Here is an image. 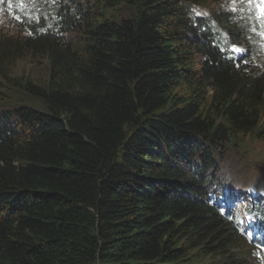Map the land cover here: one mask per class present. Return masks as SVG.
Listing matches in <instances>:
<instances>
[{"label": "trees", "instance_id": "trees-1", "mask_svg": "<svg viewBox=\"0 0 264 264\" xmlns=\"http://www.w3.org/2000/svg\"><path fill=\"white\" fill-rule=\"evenodd\" d=\"M38 14L25 36L0 30V81L34 101L0 108V264H256L217 172L264 141V67L229 57L254 47L228 1ZM29 59L44 77L11 74Z\"/></svg>", "mask_w": 264, "mask_h": 264}, {"label": "rangeland", "instance_id": "rangeland-1", "mask_svg": "<svg viewBox=\"0 0 264 264\" xmlns=\"http://www.w3.org/2000/svg\"><path fill=\"white\" fill-rule=\"evenodd\" d=\"M227 1L228 9L234 10L235 16L240 22H242V17L246 18V24L244 23V25L249 30L250 37L248 41L251 44H255L257 42L256 37L260 36L254 30L255 18H253L252 23L249 20L250 17L247 13L245 1ZM45 3L49 9L52 6H56L58 0H33V4L31 5L26 2V0H12L7 9L12 6L20 5L25 18L34 19L39 16L38 12L45 10ZM211 6L212 10L217 14L214 9L216 8L215 5L211 4ZM129 14L130 10L125 7L119 8L113 12L110 10L106 11V16L117 21L128 17ZM27 25L28 22L17 16H13V13H8L5 10L0 12V30H3L2 32L5 35L15 37L25 36L26 31L28 32ZM68 38L71 39L70 41L74 42V44L82 43V34L75 33ZM230 43V40L226 41L227 46H229ZM252 51L255 52L254 49ZM243 52H245L244 49ZM45 62L46 61L40 59H29L18 62L11 74L18 79L29 77L38 80L45 76ZM257 64L260 65L261 62L257 61ZM260 66L264 67V64ZM0 83L2 85L0 89V108L5 107V109H7L12 104L16 105L22 102L33 104V99L28 98L14 88H6L2 81H0ZM231 150L226 161L219 164V169L217 171L219 185L233 191L231 194V203L229 205L224 203V207L228 208L230 214L235 212L236 221L243 225L245 232L249 235L247 237L249 238L257 233L253 225L257 226L254 217L259 215H257L256 211H253V214L250 215L249 211L251 209L255 210V206L258 204L264 207V141H260L255 137H245L242 145L232 147ZM219 170L221 171L219 172ZM262 230L264 232V228Z\"/></svg>", "mask_w": 264, "mask_h": 264}, {"label": "snow or ice", "instance_id": "snow-or-ice-1", "mask_svg": "<svg viewBox=\"0 0 264 264\" xmlns=\"http://www.w3.org/2000/svg\"><path fill=\"white\" fill-rule=\"evenodd\" d=\"M262 13H264V9H262ZM233 51L239 52L240 50L239 49H236V48H233Z\"/></svg>", "mask_w": 264, "mask_h": 264}, {"label": "bare ground", "instance_id": "bare-ground-1", "mask_svg": "<svg viewBox=\"0 0 264 264\" xmlns=\"http://www.w3.org/2000/svg\"><path fill=\"white\" fill-rule=\"evenodd\" d=\"M262 213V212H261Z\"/></svg>", "mask_w": 264, "mask_h": 264}]
</instances>
